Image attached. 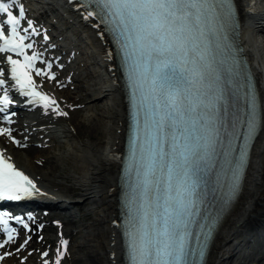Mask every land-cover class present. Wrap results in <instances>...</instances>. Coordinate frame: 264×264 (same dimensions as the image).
Returning <instances> with one entry per match:
<instances>
[{
	"label": "snow or ice",
	"instance_id": "1",
	"mask_svg": "<svg viewBox=\"0 0 264 264\" xmlns=\"http://www.w3.org/2000/svg\"><path fill=\"white\" fill-rule=\"evenodd\" d=\"M79 6L85 9V19L98 18L100 24L94 26L104 25L115 36L129 81L132 131L125 168L129 264H200L214 222L203 207L208 177L217 166L221 172L226 168L234 187L246 163L249 141L261 124L255 93L248 90L241 95L240 73L224 55L233 0H79ZM90 6L95 10H88ZM39 35L20 0H0V54H4L0 123H14L13 108L18 104L13 92L27 105L68 115L54 96L38 90L43 85L34 79L33 73L57 80L53 64L35 50L32 37ZM43 39L48 40L47 34ZM38 62L45 67H37ZM0 136L27 146L14 138L11 127H0ZM241 139L244 143L237 147ZM9 160L0 152V200L42 194L33 179ZM10 219L28 229L22 218L0 212V235L7 234L0 248L14 239ZM27 243L26 239L16 251ZM60 244L64 251L57 249L54 264H61L67 250L66 240Z\"/></svg>",
	"mask_w": 264,
	"mask_h": 264
},
{
	"label": "bare ground",
	"instance_id": "2",
	"mask_svg": "<svg viewBox=\"0 0 264 264\" xmlns=\"http://www.w3.org/2000/svg\"><path fill=\"white\" fill-rule=\"evenodd\" d=\"M57 1L61 2V0ZM57 1H55L56 6L60 7ZM62 2L71 6L73 13L72 15L67 11L68 9L59 8L64 14H61L64 19L60 20L63 32L66 33L64 25L67 23L65 21L74 16L73 21H80L84 25V36L89 44L85 43L88 44V47L90 44L93 45L95 59L100 62L97 65L93 64L90 56L86 57L83 64L78 62L79 67H85L92 71L88 76V90L85 97L70 94L72 90H82L85 87L76 81L75 71L68 73L65 79L60 80L57 71L55 73L54 70L59 68V64L57 65L55 62L57 56H52L49 52L45 55L42 53L41 58L53 64L52 72L55 73L57 80L43 84L42 81L47 78L37 77L33 73L37 84L43 85L38 90L49 96H54L60 109L67 112L68 115L60 116L51 109L45 112L41 106L27 105L24 102L25 98L19 97L13 92L14 102L21 103L25 112L32 113V117L27 122H18L14 116L12 125L0 123V127H11L14 138L27 146V142L30 140L16 134V130L20 129L28 136L40 137L44 143L54 140L56 148L62 146L61 139L63 138H70L73 144L66 148L64 154L56 152L47 158L33 157L35 150L29 149L27 152L31 158L28 166L25 165V161L20 155L11 154L1 142L0 152H3L6 158H10L9 162L13 163L18 170H22L29 178L33 179L40 191H45L46 200L41 202L57 204L69 201L71 205L79 207L89 203L95 206L86 208L85 215H88L92 220L83 226V229L86 230L85 242L79 243L78 254L76 252L70 254L74 255L71 257V262L88 264L84 261L90 260L92 264H126L120 228L122 217L119 209L118 187L128 124L126 95L121 86V71L118 68L116 51L106 28L103 25L94 26L100 24L99 19H85V9L81 8L74 0H63ZM233 3L237 19L236 40L241 55L252 66H249V72L255 84L261 124L255 137L250 141L246 163L236 192L228 202L208 239L201 264H244L248 256L240 254V252L246 247L248 238L257 235L258 238L263 239L264 235V44L257 38L259 34L264 33V3L259 5L258 0H233ZM70 27L73 30V36L76 35L75 27L72 24ZM74 37L77 39L76 36ZM79 52L81 53V51ZM3 55L1 54L0 57ZM13 56L16 58L14 54ZM70 57H74V55ZM36 66L45 67L39 62ZM83 100H86L87 104H93V108L98 107V103H106L105 116L95 113L99 126L93 131H88L85 125L77 123V114L73 111L77 103ZM103 117L109 121L107 131L102 129ZM75 135L83 140H72ZM9 140L12 139L6 138L5 143H8ZM59 162H66L68 167H63ZM64 182H70V185ZM55 188L58 191H65L68 195H58L57 191L54 193ZM59 197L67 200H58ZM4 202L6 201H2L1 205L5 204ZM55 205L45 204L44 206ZM43 218L38 221L40 225L33 226V229L37 226L36 233L38 235L45 230L44 226L50 223L47 220L42 223ZM62 224H65L63 220L56 222L54 237L45 233L35 243L38 248H42L39 251V256L23 254L22 251H16V256L27 255L30 264H44L45 259L49 261V264H54L57 249L64 251L60 241H67L75 236L73 232L62 230ZM48 228L51 230L50 227ZM15 234L16 232L13 233L14 239L16 238ZM26 239L28 240L26 246L32 247L33 245H30L32 240L29 238H22L19 243L24 244ZM48 243H52V248L49 249L45 245ZM44 252H48V257L42 255ZM68 253L66 251L64 255ZM10 256L3 259L6 264H12ZM255 260L254 257L250 258L248 264ZM260 262L261 260L257 264H261Z\"/></svg>",
	"mask_w": 264,
	"mask_h": 264
},
{
	"label": "rangeland",
	"instance_id": "3",
	"mask_svg": "<svg viewBox=\"0 0 264 264\" xmlns=\"http://www.w3.org/2000/svg\"><path fill=\"white\" fill-rule=\"evenodd\" d=\"M259 5H261L262 3H264V0H258ZM63 17V16H62ZM50 21H52L51 18H49ZM71 34V33H69ZM263 44H264V33L259 34V36L257 37ZM75 49H79V46H74ZM50 53L56 54L54 51H50ZM65 58H69V64H67L66 66H64L63 68L59 67V68H55V73L57 71L58 76L61 79H65V77L67 76L68 73L75 71L76 74V81L85 86L82 90H72L70 92V94L72 96H82L85 97V94L88 90V86L87 83L89 81L88 76L91 75L90 72L91 69H86L79 67V58L80 56L78 54H75L74 57H70V56H66ZM56 62V60H55ZM58 63H60L61 61H57ZM83 61H80L81 64ZM62 64V63H61ZM91 68V67H90ZM42 83H52V81L46 80L44 79V81H42ZM61 91V90H60ZM62 92V91H61ZM106 103L102 102V103H98V107H94L93 108V104H87L86 100L80 101L77 103V105L73 108V111L76 112L77 114V123L79 124H83L85 125L86 129L88 131H93V129H97L98 128V123H97V117L96 114L100 113L103 114L104 116L106 115ZM97 108H100V110H97ZM15 117L17 118L18 122H25V119H21L19 115L24 114L25 110L21 109L15 112ZM96 113V114H95ZM103 124H102V129L107 131L108 130V126H109V121L108 119H105L103 117L102 120ZM62 124V122H60ZM66 125V124H64ZM16 134H18L19 136H22L30 141L27 142L28 146L26 147H17L12 140H9L8 143H5L6 138H8L7 136H0V142L3 143V146L6 150H9L11 154L13 155H20L25 161V165H29V161H30V156L28 154V150L29 149H34L35 153L33 155V157H39V158H47V157H51L54 153H61L64 154L66 148L68 146H70V144H73V142H71L70 138H63L61 139L62 143L60 147L55 146V141L51 140L48 143H44L43 141L40 140V137H33V136H28L25 132H23L22 130L18 129L16 130ZM83 140L82 138L77 137L76 135L74 136V138L72 137V140ZM85 140V139H84ZM75 142V141H74ZM43 143V144H41ZM13 148H15L13 150ZM59 164H61L63 167H68V165L62 162H59ZM67 185H70V182H64ZM56 191L59 193L58 195L64 196V195H68L65 191L62 190H56V188L53 190L54 193H56ZM92 207V204H88V205H84V206H73L71 208V210L68 212V214H65L62 211H52V212H48L46 213V219L42 221V223H44V221H49L50 223L46 224L44 226L45 230L42 231V233H40L39 235L36 233V229L37 226L33 228H29V229H25V228H21V229H16V238L13 239L11 242H9L4 248H0V256H4V254L6 252L11 253V261L12 264H30V259L27 257V255L23 256V257H18L16 256V250L17 248L20 247V245H22L23 243H19V241H22V238H29L32 240L30 241V245H33L32 247L29 246H25L21 251L23 252V254L27 253L29 255H35V256H39L40 253L39 251L42 248H38L37 244H35L36 242H38L41 237L43 236V234H47L48 236H55L56 234V222H61V220H63L65 222V224H62L61 229L62 230H68L70 232H73L75 234V236L73 238H71L70 240H67L68 244H67V250L69 253L67 255H63L62 259H61V264H77V263H73L71 262V257L74 255H70L74 252H76L77 254L79 253V248L78 245L79 243H84L85 242V232L86 230L83 229V226L86 225L87 223L91 222V218L88 215H85L86 213V208L88 207ZM95 207V206H93ZM73 215V216H71ZM57 220V221H56ZM28 225V223H27ZM37 225H40V223H38ZM65 228H64V226ZM51 230H49V228ZM63 227V228H62ZM36 233V234H35ZM70 238V237H69ZM7 238L6 237H0V243H3ZM263 244H253V243H248L245 244L246 247L240 252V254H246L248 256V259L245 261L244 264H248V261L250 258H256V260L252 263L249 262V264H257L260 260H261V264H264V239L262 240ZM49 249L52 248V243H48L45 244ZM63 247V246H62ZM38 248V249H37ZM33 260V259H31ZM85 263H91L90 260H85ZM32 263V262H31ZM1 264H6V262L4 260H1ZM92 264V263H91Z\"/></svg>",
	"mask_w": 264,
	"mask_h": 264
}]
</instances>
